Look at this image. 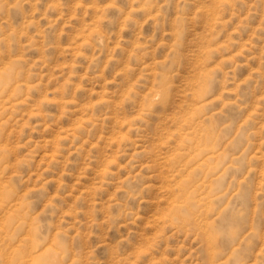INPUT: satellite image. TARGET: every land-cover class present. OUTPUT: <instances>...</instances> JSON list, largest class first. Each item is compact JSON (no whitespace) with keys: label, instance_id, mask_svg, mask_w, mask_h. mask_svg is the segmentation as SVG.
<instances>
[{"label":"rangeland","instance_id":"1","mask_svg":"<svg viewBox=\"0 0 264 264\" xmlns=\"http://www.w3.org/2000/svg\"><path fill=\"white\" fill-rule=\"evenodd\" d=\"M0 264H264V0H0Z\"/></svg>","mask_w":264,"mask_h":264}]
</instances>
